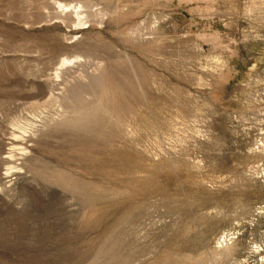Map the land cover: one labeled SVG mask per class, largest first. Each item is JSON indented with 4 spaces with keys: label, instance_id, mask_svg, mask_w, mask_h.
Returning <instances> with one entry per match:
<instances>
[{
    "label": "rangeland",
    "instance_id": "rangeland-1",
    "mask_svg": "<svg viewBox=\"0 0 264 264\" xmlns=\"http://www.w3.org/2000/svg\"><path fill=\"white\" fill-rule=\"evenodd\" d=\"M264 0H0V264H264Z\"/></svg>",
    "mask_w": 264,
    "mask_h": 264
},
{
    "label": "bare ground",
    "instance_id": "bare-ground-1",
    "mask_svg": "<svg viewBox=\"0 0 264 264\" xmlns=\"http://www.w3.org/2000/svg\"><path fill=\"white\" fill-rule=\"evenodd\" d=\"M264 145V144H263Z\"/></svg>",
    "mask_w": 264,
    "mask_h": 264
}]
</instances>
